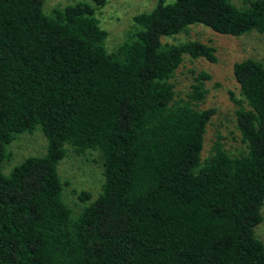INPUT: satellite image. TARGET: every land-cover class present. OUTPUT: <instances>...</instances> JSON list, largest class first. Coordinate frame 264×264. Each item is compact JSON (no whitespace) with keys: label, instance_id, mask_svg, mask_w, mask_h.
I'll list each match as a JSON object with an SVG mask.
<instances>
[{"label":"trees","instance_id":"1","mask_svg":"<svg viewBox=\"0 0 264 264\" xmlns=\"http://www.w3.org/2000/svg\"><path fill=\"white\" fill-rule=\"evenodd\" d=\"M90 1L45 14L43 0H0V165L14 134L46 139L43 155L0 172V264H264V64L232 63L239 145L217 135L201 156L214 110L195 105L210 75L190 68L185 98L169 80L214 49L168 39L193 23L264 34V0H155L112 50L94 16L104 0ZM64 144L96 151L103 175L75 217L56 171Z\"/></svg>","mask_w":264,"mask_h":264},{"label":"rangeland","instance_id":"2","mask_svg":"<svg viewBox=\"0 0 264 264\" xmlns=\"http://www.w3.org/2000/svg\"><path fill=\"white\" fill-rule=\"evenodd\" d=\"M90 0H43L42 12L50 13L53 7H61L76 2ZM170 2L172 0H164ZM236 5L239 0H232ZM155 0H104L95 9L94 16L101 28L106 31L104 47L114 49L132 30V16L150 10ZM92 5V4H91ZM165 38V37H164ZM170 42L179 44L195 40L211 45L214 49L213 62L200 60L181 63L173 72L169 82L172 83L175 97L185 98L192 82L190 68L202 69L210 77L204 83L206 93L198 102L196 108H212L213 115L205 126L201 156L209 153L212 142L220 136L224 149L232 152L238 148L237 131L234 127V105L228 97L227 90L233 89L232 63L244 58H253L264 64V34L249 31L239 36L224 35L214 32L210 28L193 23L181 32L169 36ZM65 155L58 161L56 171L61 182V199L69 208L71 217H75L80 210L93 200L101 189L103 181L102 170L98 162L97 152L87 150L83 154H75L67 144H64ZM6 153L0 165V172L7 175L10 170L27 156H41L45 153L46 139L39 128L30 133L14 134L6 146ZM85 192L86 200H79L78 195ZM261 221L255 226V237L264 243V208L261 207Z\"/></svg>","mask_w":264,"mask_h":264}]
</instances>
